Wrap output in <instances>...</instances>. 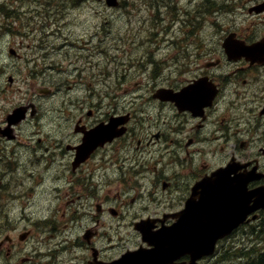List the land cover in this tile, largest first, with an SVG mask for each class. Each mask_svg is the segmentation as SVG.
<instances>
[{
  "label": "flooded vegetation",
  "instance_id": "1",
  "mask_svg": "<svg viewBox=\"0 0 264 264\" xmlns=\"http://www.w3.org/2000/svg\"><path fill=\"white\" fill-rule=\"evenodd\" d=\"M73 1L81 5L0 0V32L20 46L32 40L39 50L26 58L40 62L39 86L63 95L36 104L27 120L44 127L17 169L24 174L9 181L17 218L42 231L0 237V264H107L148 247L135 225L200 221V184L229 164L232 179L264 191V57L223 48L227 33L248 44L264 37V0H232L231 18L210 34L166 40L168 55L134 73L110 64L108 18L94 23L106 0ZM160 90L183 93L166 100ZM7 143L14 149L20 136ZM26 190L42 193L31 200ZM31 202L39 205L27 211ZM257 215L264 221V209ZM180 256L175 264L190 261Z\"/></svg>",
  "mask_w": 264,
  "mask_h": 264
},
{
  "label": "rangeland",
  "instance_id": "2",
  "mask_svg": "<svg viewBox=\"0 0 264 264\" xmlns=\"http://www.w3.org/2000/svg\"><path fill=\"white\" fill-rule=\"evenodd\" d=\"M126 2L129 5L126 7L130 8V10H128V13H123L125 14V21L121 22L119 20H113L110 23V29L113 31L112 44L121 47L125 50L127 55L134 52L133 55H138L136 62H138L139 57L150 55L149 52L153 45L156 50L157 43L146 41L140 48H137V45L133 46V40L129 37L130 35L137 33L139 29H146L150 24L153 27V35H150L149 38L152 40L157 39L159 41L166 34L164 29H160V26L166 23L169 19L174 18L177 20L175 22L173 21L171 24L173 31H175L181 23V16L183 19L192 18L188 15L189 12H186L185 10L181 12V9L179 10L178 8H166L163 5V0H126ZM179 2H182L181 5H184L185 3L188 4L189 0H180ZM156 3L161 4V6H154L153 4ZM69 5L78 7L81 3L77 2L76 5L72 0ZM118 14H122V12L118 11ZM227 14L211 16L212 22L215 20L218 23H223L232 16ZM110 17H117V12L110 11ZM148 18L149 21L145 22ZM177 33L183 34L182 31L176 32V34ZM18 41V39L13 40L8 33H0V124L4 122L7 113L12 111L13 108L22 103H29L30 101L36 102L37 99L36 94L34 93V87L38 84V78L40 76L37 75V70H35L31 76L29 70L31 67L40 65V62L37 61V59L33 61L32 58L28 60L25 56L36 57V52L39 50V47H36L32 40L24 41L23 44L25 46L21 47L20 44H18ZM28 44H30L31 47H29ZM183 44H185V42H183ZM11 47H17L19 49L18 53L21 54L19 58H13L10 54L9 51ZM120 57L121 60L126 58L124 55H121ZM10 74L15 77L12 84L8 81V76ZM61 102H63V100ZM39 128L38 121H28L18 129L17 133L27 142L28 139H26V137L37 135ZM17 146L21 147L22 150L8 152L7 149L9 148V145L6 143V140L0 141V233H17L20 230L27 228H32L34 233H39L42 230H39L30 222L24 223L14 219L12 211L9 210L12 199L9 196L10 189L4 184L9 177L10 170L21 168V164L25 160L28 162L29 158L27 154L28 143L17 144ZM41 193L40 190L36 192L37 200L38 197L41 196ZM34 208L35 206L27 208L26 210L31 211ZM261 227L264 229V225H261ZM238 241L240 242L243 240L238 239ZM228 243H231V241ZM230 263L231 261L228 260L225 264Z\"/></svg>",
  "mask_w": 264,
  "mask_h": 264
},
{
  "label": "water",
  "instance_id": "3",
  "mask_svg": "<svg viewBox=\"0 0 264 264\" xmlns=\"http://www.w3.org/2000/svg\"><path fill=\"white\" fill-rule=\"evenodd\" d=\"M116 0H109L114 4ZM264 46L260 43L259 46ZM246 53V52H245ZM24 117V109L18 108L9 115L10 125ZM8 131V130H7ZM229 167L218 173L222 181L219 184L206 182L205 205L211 208V215L200 224L204 234L199 237L185 235L181 231H163L160 234V245L150 250H140L127 254L121 260L112 264H169V259L183 253H190L195 259L198 253L209 254L213 251L215 243L242 224L249 213L264 207L262 192L246 191L239 184H232L228 180ZM209 194V195H208ZM254 200V204L252 201ZM182 227V226H181ZM180 227V228H181ZM168 261V262H167Z\"/></svg>",
  "mask_w": 264,
  "mask_h": 264
},
{
  "label": "bare ground",
  "instance_id": "4",
  "mask_svg": "<svg viewBox=\"0 0 264 264\" xmlns=\"http://www.w3.org/2000/svg\"><path fill=\"white\" fill-rule=\"evenodd\" d=\"M119 1L120 6L118 7L117 12L120 11L122 14L128 13L130 8L126 7L129 6L126 0ZM228 4L231 5L232 0H189L187 7L184 6V9L189 12V15L192 17L190 19L195 22V25L200 27L207 17H211L213 15H224L227 13L229 14L230 9ZM213 23L219 24L215 20ZM151 48L152 49H150L149 53L156 56L160 54L158 50H155L154 45ZM159 59L162 61L165 59V57H161ZM110 60L113 63H125L123 60H121V57H116V59L112 58ZM13 204L15 205L16 203ZM263 223L264 221L258 225H251L236 229L233 234L219 238L215 243L214 249L211 253H198L195 255V259H193L192 255L190 254V261L186 264H225L228 260L231 261L230 264H237L240 260L236 254L238 249L251 247L257 243L256 240L258 242L264 241V229L261 227ZM238 239H242L243 241L239 242ZM229 241H231V243H228ZM180 257V255L176 256L174 258L175 260L173 261V264H175V262H177Z\"/></svg>",
  "mask_w": 264,
  "mask_h": 264
},
{
  "label": "trees",
  "instance_id": "5",
  "mask_svg": "<svg viewBox=\"0 0 264 264\" xmlns=\"http://www.w3.org/2000/svg\"><path fill=\"white\" fill-rule=\"evenodd\" d=\"M165 5L168 3L164 0ZM238 258H240L237 264H264V241H257V243L251 247H244L238 249L236 252Z\"/></svg>",
  "mask_w": 264,
  "mask_h": 264
}]
</instances>
